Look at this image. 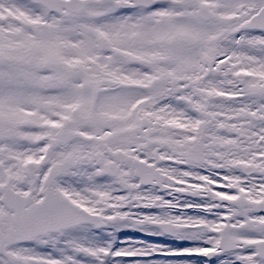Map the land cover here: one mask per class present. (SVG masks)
I'll return each mask as SVG.
<instances>
[{"label":"snow or ice","instance_id":"snow-or-ice-1","mask_svg":"<svg viewBox=\"0 0 264 264\" xmlns=\"http://www.w3.org/2000/svg\"><path fill=\"white\" fill-rule=\"evenodd\" d=\"M0 264H264V0H0Z\"/></svg>","mask_w":264,"mask_h":264},{"label":"flooded vegetation","instance_id":"flooded-vegetation-1","mask_svg":"<svg viewBox=\"0 0 264 264\" xmlns=\"http://www.w3.org/2000/svg\"><path fill=\"white\" fill-rule=\"evenodd\" d=\"M151 239H163V238H159V237H154V238H151Z\"/></svg>","mask_w":264,"mask_h":264}]
</instances>
